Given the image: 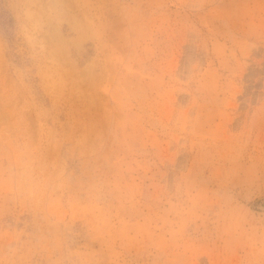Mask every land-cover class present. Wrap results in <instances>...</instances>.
<instances>
[{
  "label": "rangeland",
  "instance_id": "1",
  "mask_svg": "<svg viewBox=\"0 0 264 264\" xmlns=\"http://www.w3.org/2000/svg\"><path fill=\"white\" fill-rule=\"evenodd\" d=\"M0 264H264V0H0Z\"/></svg>",
  "mask_w": 264,
  "mask_h": 264
}]
</instances>
